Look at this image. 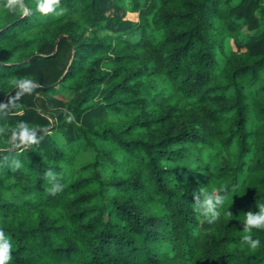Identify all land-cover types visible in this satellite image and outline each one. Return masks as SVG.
Instances as JSON below:
<instances>
[{"label":"trees","instance_id":"obj_1","mask_svg":"<svg viewBox=\"0 0 264 264\" xmlns=\"http://www.w3.org/2000/svg\"><path fill=\"white\" fill-rule=\"evenodd\" d=\"M37 2L0 0L7 264H264V229L241 241L264 203V0ZM20 121L38 144L9 142ZM199 190L225 196L214 223Z\"/></svg>","mask_w":264,"mask_h":264},{"label":"clouds","instance_id":"obj_2","mask_svg":"<svg viewBox=\"0 0 264 264\" xmlns=\"http://www.w3.org/2000/svg\"><path fill=\"white\" fill-rule=\"evenodd\" d=\"M36 9L42 14H52L54 16H60L64 13V8L61 6V0H38ZM25 85H31L30 81H24ZM3 105H0L2 107ZM67 119L72 121L74 116L68 115ZM6 127L0 125V133H4ZM9 142L14 144L34 145L40 142V137L37 135V131L30 127L26 122L20 121L14 127L11 128V135ZM5 160H9V157H5ZM10 166L16 170L24 166V163L16 158L9 160ZM62 173L49 169L45 173V179L50 187L47 191L55 194L63 190V183H61ZM240 185L234 186L233 194L239 190ZM194 208L209 224L219 220L222 215V205L225 199L223 194H216L215 192L198 191L193 192ZM233 196V195H232ZM258 211H248L245 213L243 219V232L241 241L245 243L249 248L255 250L261 245V241L258 238H254L253 230L264 229V203H257ZM231 213V212H230ZM12 245L5 235L0 230V264H7L10 260V249Z\"/></svg>","mask_w":264,"mask_h":264},{"label":"rangeland","instance_id":"obj_3","mask_svg":"<svg viewBox=\"0 0 264 264\" xmlns=\"http://www.w3.org/2000/svg\"><path fill=\"white\" fill-rule=\"evenodd\" d=\"M185 264H191V263H185Z\"/></svg>","mask_w":264,"mask_h":264}]
</instances>
